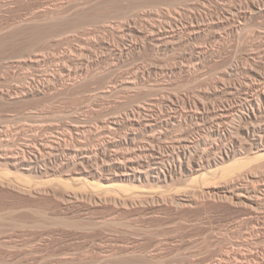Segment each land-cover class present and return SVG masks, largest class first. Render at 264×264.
I'll use <instances>...</instances> for the list:
<instances>
[{
  "label": "rangeland",
  "instance_id": "rangeland-1",
  "mask_svg": "<svg viewBox=\"0 0 264 264\" xmlns=\"http://www.w3.org/2000/svg\"><path fill=\"white\" fill-rule=\"evenodd\" d=\"M2 1L3 2L8 1V4L7 2H5V5H7L10 9L8 7L6 8L4 7L5 9L3 8L4 9L3 10L1 9L3 5L2 7L0 5V28H1L0 37L7 36L5 34L10 33L9 29L12 27V25L24 22L25 19L26 21H28L29 19H32L33 17L42 16L46 14L47 12L55 13L59 10L67 11L70 17L78 9L82 10L83 8H85L87 10L88 9L91 10L92 8V10L94 11L97 10L95 11V14H94V11L92 10L90 11V12H93V13H90V15L92 16L97 15V16L90 17L88 22L85 24L87 27L85 25H82L83 27L79 26L78 28L69 30V32L66 33L65 35L64 34L61 35L60 33H58V35L57 34L52 35V36L50 35V37H46L47 36L46 35L45 36L46 38H45L43 34L42 35L38 34L36 35V38L33 39L35 37L34 34L33 36L32 34L31 35L28 34L29 37H32V39H30L28 35H24V38L23 37H21V39H19L20 37L15 38L16 40H14V43L11 41H6V43L4 42L6 45H4V43L2 44L0 43V46H1L0 49L1 48L3 49V50H0V89H1L0 95L3 97V99H1L2 97H0V133H1L0 138H3V140L5 139L9 140L11 138L9 141L11 142V144L14 142L15 144H12V145L16 147L15 149L13 148L14 150H12V147H13L12 146L11 147L12 151L10 149L9 151L14 152L17 150L16 152H20L22 148H25L27 145L29 147L31 146L34 147L36 145L35 142H33L35 141V139L36 140L39 139L38 141L40 143L43 142L42 144H45L44 141L48 140L50 136H51L50 137L51 139L52 137L54 138L59 137V135H61L64 131L66 132L67 129L69 130L72 124L74 123L77 124L76 122H80L78 123V125L83 127L84 132H86L84 134V137L82 136L80 138V141L82 142V140H85L83 142H85L87 148L89 147L91 148V151H92L91 155L93 156V161L96 158L95 162L91 163V164H95L94 166L91 165V169L95 168L94 170H96V172L98 170V172L103 174V176L99 173L98 175L99 177L98 176L94 178L91 177V182L95 181L94 183L96 184L100 182H105V178L109 176L107 181L109 182L111 181L110 183H113V184L114 183L118 184L116 186L120 188L118 189V187H115V190H114V192L116 193L119 192L118 196L120 195V197H117V199L119 198L120 200L118 199L116 203H114V200H109L108 198H107L108 203H105V200L100 201L101 199H106V196L105 198H104V195H103V198L100 197L101 195L97 194V191L95 190L96 191L95 192L94 189L92 188L91 189L94 192L92 190H91L92 192L89 190V193L91 194H88V195H90L89 198L94 202H92L91 200L88 201L89 198H86L87 195H82V194H81V197H80V194L77 197H75L73 202L72 200L71 202L70 201L67 202L66 200L62 199V197L59 196L61 194L59 192L62 189L60 187V190H58L59 185L57 182L60 180V178L68 179V176L63 175L64 173L59 176V173L62 171L61 170L62 167L61 168L59 167L63 165L61 162L64 163V160H65V163H67V161H69V157L67 156L61 155L62 156L61 157L60 155H58L57 156L58 158L51 157L52 159L51 161H49V163L48 162L46 164L40 163V166L43 169H46L44 170L45 172H47L48 170L50 174H53V173L56 174L55 175L56 177L54 176V174L53 176L49 175V173H44V176L31 173L29 174L30 176L28 175L25 177L26 180L27 179L29 181L31 180L30 182H28L30 183L28 188L27 186L25 187L24 185L21 184L23 181H21L20 179L22 177V179L24 180L23 178L24 175H27L28 173L22 171L24 174L23 175L21 173V170H17V169L14 170V168L9 167L4 162V160L1 159L0 160L1 163L6 164V165L5 164L2 165L0 163L1 173L3 172L4 169L6 170L8 169V171L3 172L5 174L2 173L0 176H3V175L5 176L6 174L8 175V172L10 170L13 174L9 173L10 174L9 177L6 175V178L8 177L7 178L8 180L4 176L3 177L7 181H9V183L15 182V186L14 184L8 185V183H5L7 181H5L4 178L2 179L0 177V179L4 180L2 181L4 183H2L0 180V264H60V263L63 264L64 261H65V264H264V199H263L264 192L261 191L260 193L261 198L257 202L250 201L246 197H243L242 200H239V202L237 200L238 203L233 202L231 200L232 198L231 196L233 195V192L231 191V188H229L226 185V182H225L226 177L225 179L224 177H222L223 178L222 180L221 176H224V175H222L221 173L223 172L222 170L223 167L226 166V164H231L233 160H231V162L229 161V163L227 162L224 165L220 163L216 167L206 168V169L204 168L205 170L202 169L203 171L201 170L199 173H197L194 176H188L187 174L180 172L181 171L180 162L186 163L185 160L189 161L190 159L194 157L198 161L203 160L202 162H204L206 161L207 155L209 156L211 155L212 158L216 157L217 155V158H219V156L223 157L227 153L230 152V153H239L243 155V157H245V156H248V154L252 152V143L254 139L257 138V134H254V135L251 134V136L250 135L247 136L246 130H244V128H247L248 125L250 126L252 122L251 120H249L243 123L242 121H239V120H241L242 117H247L248 114H250L251 112V105H250L251 103H249L250 101H247L249 99L248 95L251 94L250 96L252 97L256 96V99H258L257 95H259V93H264V66H263L264 65V49H263L264 48V0H179V1L172 0L173 3L171 0H159V1L154 0V3L152 2L153 0H150V1L144 0L145 3L143 2V0H129V2L128 0H99V1L98 0L97 1L96 0H82V1L74 0L73 2L72 0H69V1L68 0L67 1L66 0H25V1L24 0H17V1L16 0H0V4L2 3ZM86 1L88 2L86 3ZM146 2H148V4ZM143 3L144 5L145 4L147 5H145L144 7ZM150 3L152 5H150ZM155 3L157 5H155ZM63 4H65L66 6ZM10 6L12 7V9L13 8L14 9L12 10ZM94 6L98 8L93 9ZM45 7L47 8V10ZM29 8L32 10H30ZM109 8L113 9L112 10L113 13L111 12ZM4 11H8V13ZM107 11L109 12L106 13ZM102 13L104 16L108 15L107 18H105L102 15ZM100 17L103 20L100 19ZM190 17H192V19ZM70 18H67V20ZM99 20L101 22H99ZM128 20L129 21L131 20V21L129 22ZM161 20H164V21H161ZM122 21H124V23ZM165 22L167 23L170 22L169 23L170 25ZM6 24H8V26H6ZM109 25L110 26L112 25V26L110 27ZM139 25L141 26V29H143L142 31ZM154 25L156 26L154 27ZM130 26L131 27L137 26V29H139L141 33H139L138 35H135L134 33L129 32L131 36L128 35ZM3 28L6 30H4ZM106 29L109 31H107ZM121 29H123V31ZM147 29H149L150 31ZM188 29L189 31H187ZM155 31L156 33H159L160 31H161L160 33L164 32L163 34H166L165 36H168V35L169 36L178 35V36L176 40L170 44L165 43L164 45L163 42L165 41L163 40H160V41L158 40V42L156 41L154 42V44L151 43V45L150 43L146 44L147 42L146 39L149 38L150 36L152 37ZM251 33L253 34L251 35ZM118 35H120L124 39L122 40L120 36H119L120 38L117 37ZM147 35H149V37ZM125 37H126V40H125ZM42 38L45 39V41ZM21 40L23 41L25 40V41L22 42ZM29 40L31 41L32 47L28 46L30 45ZM34 40L35 42H33ZM38 40L40 41L38 42ZM19 41L21 42V44ZM49 41L51 42V44L52 43L54 44H52L51 46ZM93 41L95 43H93ZM40 42L43 46L40 44ZM62 42H63V46H62ZM96 42H99V43H96ZM216 42L219 44H217ZM110 43L115 45V47L111 45ZM132 43L136 44L138 46V49H136L135 51L126 50L125 48L129 45H133ZM22 44L25 45V47ZM56 44H59L58 45L59 47ZM97 44L99 45L97 46ZM160 44L162 45L160 46ZM11 45H13V47ZM16 46H18L19 48ZM26 47L28 50L26 49ZM79 47L80 48L82 47V48L80 49ZM89 47H90V50H89ZM33 48H35V50ZM22 49H24V51ZM152 50L154 53L152 52ZM199 51L201 54L198 53ZM255 51L256 52L258 51V52L255 53ZM38 52H39V55H36L38 54ZM70 52H72L73 54L75 53L76 56ZM135 52H139V53H135ZM29 53L32 55H29ZM71 54L73 55L72 57H74L75 59L79 58V60L77 59V61L74 62V65H73V62L71 61L69 62L68 59L67 60L62 59L63 57H70ZM122 54L123 56H121ZM168 54H169V58L166 59V57H168L167 56ZM258 56L260 57L258 58ZM251 57L254 58L255 60L254 59L252 60ZM24 58H26L27 60H25ZM39 58L42 59V62L40 63V65H34L30 62V61H34L35 59H39ZM44 58H47V59H44ZM229 58L232 60H230ZM22 60L23 61L25 60V61L23 62ZM114 60L116 61L114 62ZM122 61H125L124 62L125 64ZM232 61L234 62V64ZM245 61H247V63ZM109 62L111 64H109ZM111 65L113 66L117 65V66L113 67ZM63 67H65L66 70L68 69V72H66L65 79L63 82H60V83L57 82L52 85V87L58 88L57 90L46 93V96L44 94V95H40L41 97L38 96L37 98L34 97L33 99L31 97V98H27V100L24 99V102H22L23 100H21L20 102H17L18 99L20 100V97L22 96L24 90H27V89L30 90V89H33L34 87L37 88L38 85H42L43 82L44 84L48 83L53 77L55 76L58 77L59 75L58 73H60ZM195 68L196 70H194ZM76 69L77 70L80 69V71L82 70L85 74L88 73V79L92 76L89 79L90 81L87 80L85 84H83L82 88H80V90L77 92L83 96H81L80 94H78L79 97L77 95L73 96L71 94H68V96L66 97L63 94L62 95L60 94L61 96L59 94L57 95V93L55 92L58 91L62 87L63 84H66V83L68 84V82L69 83L73 82L74 78L76 77L75 76ZM69 70L71 71L72 76L68 75L70 72ZM108 71H109V75H107ZM113 71L116 72L115 75ZM220 71H221V75H220ZM226 71L228 72L225 73ZM45 73L47 75H45ZM142 74L144 76H142ZM48 75H49V78L46 77ZM244 75L245 76L248 75V76L245 77ZM27 77L28 79H26ZM218 78H220L222 81ZM57 85H59L60 87ZM29 86L31 88H29ZM158 87L160 88V90ZM148 88H151V89H148ZM156 88L158 89L157 92H156L157 90ZM165 88L167 89V92ZM82 89L84 90L82 91ZM107 90L109 91L107 92ZM1 93L2 94L4 93V94L2 95ZM99 95L101 96L99 97ZM16 96H18L19 98ZM6 97H8L9 99L14 98V100L13 99L9 100L8 98L6 99ZM61 97H64V99ZM68 97L70 98L68 99ZM15 99L17 100L14 103L13 101H15ZM51 99L53 100V102L54 101L55 102L53 103ZM2 100H4L5 102L3 101L4 102L3 103ZM7 100L8 102L9 101L10 102L8 103ZM11 101L13 103H11ZM77 102L79 104H77ZM158 102L160 106L158 105ZM195 102L197 103V105H195L196 104ZM262 102L259 101V104L261 103L264 105V101ZM69 103H70V106L68 105ZM154 103L155 105H153ZM156 103H157V106H156ZM255 103L258 104V102H255ZM48 104H49V107H48ZM102 107L104 110L102 109ZM160 107L162 108V110ZM70 108H72L73 110ZM221 108L223 110H221ZM154 109L156 111H154ZM197 110L199 111V113ZM228 110H230L231 112ZM32 111L33 113H31ZM62 112L63 114H65V116L62 114ZM138 112L139 114L141 113V116L138 115ZM153 112H154V115L152 114ZM161 112L165 113L166 115ZM207 112H209L210 114L209 113L207 114ZM223 112L225 115L224 119H223V116H221ZM228 112L231 113L233 119L231 118V115L229 117L230 119L227 117L229 116ZM58 113L59 115L62 114L64 118H62L61 115L59 116ZM73 113H75V116ZM178 113H180L181 115ZM226 113H227V116H226ZM159 114H161V116H159ZM244 114L245 116H243ZM56 115L58 119L56 118ZM125 115L129 117L127 118ZM217 116L218 117L221 116L222 118H218ZM130 117L132 120L130 119ZM135 117H137V119ZM142 117L143 118L145 117L144 120ZM46 118L48 121H46ZM140 118H142V120ZM152 118L156 120V122L153 121L152 123L153 125L154 124L156 125V123L159 124V125L157 124L156 126H154V128L152 129L150 127L146 129V128L132 125L133 121L140 120V121L146 122L148 119L152 120ZM213 118L217 120H214ZM260 119L264 120V115L260 116ZM70 120L72 123L70 122ZM224 120L227 122L225 123ZM86 121H90L91 123L86 122ZM158 121L160 122L162 121V122L160 123ZM208 121L211 123H209ZM220 121L223 122L224 124L220 123ZM259 121L254 122L256 123L255 126L264 127L263 126L264 124L260 126L262 122L261 124H259ZM52 122H54L55 125ZM66 122L68 125L66 124ZM196 122H198V124ZM233 122H236L237 124L234 123L233 125ZM247 122H250V124ZM187 123L188 124L190 123V124L188 125ZM238 127H241V130ZM188 128L191 129V131ZM217 128L219 130L221 129L220 130L221 132L219 135H215V131L218 130ZM131 130L134 132H132ZM159 130L162 132H160ZM163 131L164 132L166 131L165 134ZM153 133L154 134L158 133V134L154 135ZM239 134L240 136H238ZM156 135L157 137H160V138L155 137ZM254 136L256 137L254 138ZM32 137L34 140L32 139ZM120 137L122 138L120 139ZM190 137L194 139V141ZM251 137H253V139ZM183 138L185 141L182 142ZM186 138L188 139L186 140ZM214 138L217 140H215ZM178 140H180L182 144ZM203 140L205 143L203 142ZM178 142L180 144H178ZM213 142H216V144ZM40 143H38L37 146H39ZM68 144H71V142ZM151 144L152 145L154 144L155 147L154 145L152 146ZM199 144L202 147L201 146L198 147ZM136 146H138L139 148ZM189 146H192V147H189ZM219 147L221 148L219 149ZM2 148L0 149L4 151L5 148L4 150ZM188 148L190 150H188ZM103 149L106 152L104 155L101 154L100 152ZM186 149L188 150L187 152H185ZM123 150H125V152ZM155 150L156 151L158 150L157 151L158 153ZM216 151H218V153ZM261 153L264 154V151ZM153 156H156V157L160 156L161 158H163V160H165L163 161V163L164 162L165 163L162 165V169L164 170V172H166V174L173 173L172 174L173 178L170 179L171 181L169 180L167 183L148 184L147 182L138 183L137 181L129 180L127 178L115 177V175L119 173V170H118L119 168L117 166L118 160H119L118 161L119 163H121V161L125 163L130 160L133 162V164L135 163L134 165L136 168L144 167V165L145 167H147L149 164L150 166L152 165V167L153 166L155 167L156 161H154ZM251 158H254V159H251ZM263 158L264 157H261V158L257 157L255 154H252V153L251 155L248 156L247 162H250V163L246 164L248 166L244 168L245 170L244 171L245 173L243 172L244 175L239 176L235 174V176L237 177H233L235 178L234 187L236 189L238 188L239 190H243L242 191L243 193L254 187L256 189H260L263 186L264 184V181H263L264 180V159ZM255 159L256 161H253ZM106 160L108 161L106 162ZM57 163L59 164V166H57ZM104 163H106L109 167ZM5 166H8V167L6 168ZM176 166H177V169H176ZM11 168L13 171L11 170ZM56 169H58L59 171ZM114 171L115 172L118 171V173L116 172L115 174ZM15 172L16 174L19 172V176L15 175ZM20 174L22 175L21 177H20ZM11 175L13 176V178H11L12 177ZM105 175L107 177H105ZM198 176H199V179H197ZM203 176L210 177L209 179L206 178V180L207 179L208 180L205 182L209 181L212 183V185L214 182L215 187L216 185H219L217 186L218 188L213 187L212 189H209V190H207V188H204L207 183L204 184V181H203V184H202V181L199 182V180ZM101 177H103V179ZM16 178H18L17 180L18 182L20 180L19 182L20 184L17 181H15ZM43 179L46 181H44ZM194 179L198 180L197 183L196 182L194 183L195 181ZM203 180H205V178ZM41 182L43 184H41ZM31 183L32 184L35 183V184L31 185ZM53 183H55V185L57 184L58 187L50 188ZM3 184H7V185L4 186ZM18 184L20 187L23 186L24 190L20 188ZM196 184H198L199 186L197 187ZM12 185L15 187L13 189L15 190L17 189L16 191L11 189ZM38 185H40V187ZM41 185H43L42 188H44V185L47 186L45 187V189H39L40 191L42 190L41 191L42 194L40 193V191L37 193L38 189L33 190L35 189V187L41 188ZM55 185L53 184V186ZM208 185L209 184H207L206 186ZM73 186H74V189L75 187L76 189L78 187L80 189L82 184H79V182H76L73 184ZM121 187L122 189L123 188L128 189V192L127 190L126 192L124 190L125 193L122 194L123 190L121 189ZM53 188L54 190L55 189L58 190V191L55 190L56 194L53 193ZM137 188L139 189V192H137L138 191ZM27 189L28 191H31L30 189L33 190L31 191V195L26 194ZM197 189L199 193L196 191ZM43 190H46L47 193L46 191L44 193ZM120 190L122 191L120 192ZM144 190H146L147 192ZM201 190H202V193H201ZM21 191L25 192V194L23 192L21 193ZM77 191L80 192V190L78 189ZM114 192H112L113 195L116 194ZM57 193L59 195H57ZM93 193H96L97 195H99L101 199L98 200V197L95 194L93 197L92 196ZM44 194H47V195H44ZM32 195H35V196H32ZM148 195H150L151 197ZM135 196L136 198H138L137 196L141 197L139 198L140 201L138 200L139 202L137 201V199H135ZM142 196H146V197L148 196L149 198H145L146 199L145 200L144 197L142 198ZM60 198L62 199V202ZM83 198H86L87 201L86 199H83ZM125 198L127 200H125ZM131 198H133V200ZM184 198L189 199V200L187 201ZM229 198H230V201H229ZM130 199L132 200L131 202H130ZM121 200L123 201L125 200L128 203H126L125 201L123 202ZM172 200L174 201L172 202ZM64 201L65 203L67 202L65 205H64ZM109 201L113 202L114 204L111 202L110 204ZM147 201L148 202L150 201V202L147 203ZM186 201L187 203H191L189 204L190 206L181 205L182 202H186ZM176 202L179 204L176 205L177 204ZM240 202L241 203L243 202V203L240 204ZM121 203H122V206H120ZM123 203L125 204L123 205ZM131 203H132V206H130ZM136 203L138 204L136 205ZM127 204L129 205V208ZM139 204H141L142 206ZM115 205L118 207H116ZM252 206L253 208H251ZM39 213H42V214H39ZM145 258H147V260H145ZM148 258L152 260H149ZM148 260L150 262H148Z\"/></svg>",
  "mask_w": 264,
  "mask_h": 264
},
{
  "label": "bare ground",
  "instance_id": "bare-ground-1",
  "mask_svg": "<svg viewBox=\"0 0 264 264\" xmlns=\"http://www.w3.org/2000/svg\"><path fill=\"white\" fill-rule=\"evenodd\" d=\"M17 1V0H16ZM25 1V0H24ZM67 1V0H66ZM69 1V0H68ZM74 0H72V2H73ZM77 1V0H76ZM82 1V0H81ZM97 1V0H96ZM95 1V2H96ZM99 1V0H98ZM150 1V0H149ZM159 1V0H158ZM172 1V0H171ZM179 1V0H178ZM5 2H7V4H8V1H5ZM5 2H3L2 1V3L0 4L1 5V7H2V5H3V7L1 8V9H3L4 7L6 8V7H8L7 5H5ZM27 2V1H26ZM32 2V1H31ZM35 2V1H34ZM84 2V1H83ZM88 1H86V3H87ZM123 2V1H122ZM128 2H129V0H128ZM136 2V1H135ZM140 2V1H139ZM143 2H144V0H143ZM153 3H154V0L152 1ZM157 2V1H156ZM161 2V1H160ZM170 2V1H169ZM77 3V2H76ZM90 3V2H89ZM92 3V2H91ZM97 3V2H96ZM142 3V2H141ZM140 3V4H141ZM145 3V2H144ZM144 3H143V5H144ZM147 4H148V2H146ZM158 3V2H157ZM172 3H173V1H172ZM175 3V2H174ZM11 4H13V3H11ZM16 4V3H15ZM17 4H18V2H17ZM16 4V5H17ZM121 4V3H120ZM138 4V3H137ZM147 4H145V5H147ZM10 5V4H9ZM45 5V4H44ZM62 5V4H61ZM63 5H65V4H63ZM70 5V4H69ZM85 5V4H84ZM90 5V4H89ZM139 5V4H138ZM145 5H144V7H145ZM150 5H152L151 3H150ZM155 5H157L156 3H155ZM257 5V4H256ZM12 6V5H11ZM10 6V7H11ZM19 6V5H18ZM34 6V5H33ZM40 6H42V5H40ZM59 6V5H58ZM66 6V5H65ZM88 6V5H87ZM97 6V5H96ZM96 6H94L93 7V9L94 8H98V7H96ZM111 6H112V4H111ZM110 6V7H111ZM142 6V5H141ZM204 6V5H203ZM232 6V5H231ZM259 6H260V4H259ZM258 6V7H259ZM143 7V8H144ZM229 7V6H228ZM4 8V9H5ZM9 8V7H8ZM7 8V9H8ZM43 8V7H42ZM46 8V7H45ZM106 8H107V6H106ZM105 8V9H106ZM237 8V7H236ZM252 8V7H251ZM3 9V10H4ZM10 9V8H9ZM11 9H12V7H11ZM14 9V8H13ZM12 9V10H13ZM17 9V8H16ZM27 9V8H26ZM30 9V8H29ZM28 9V10H29ZM34 9V8H33ZM58 9V8H57ZM110 9V8H109ZM128 9V8H127ZM231 9V8H230ZM240 9V8H239ZM11 10V11H12ZM30 10H32V9H30ZM46 10H47V8H46ZM91 10H92V8H91ZM90 9H85V8H83L82 10H76L75 11V13L74 14H72L70 17H69V13L67 12V11H62V10H59V11H57V12H52V13H48L47 11V13L46 14H44V15H42V16H38V17H31L32 19H29L28 21H26V19H25V21L24 22H21V23H18V24H15L16 23V21H15V25H12V27L9 29V31H10V33H7V34H5V35H7V36H4V37H0V43L2 44V43H6V41H11V42H13L14 43V40H16L15 38H18V37H20L19 39H21V37H23L24 38V35H28V34H32V36H33V34H34V38L33 39H35L36 38V35H38V34H43L44 35V37L46 36V37H50V35L52 36V35H58V33H60L61 35H65L66 33H68L69 32V30H72V29H75V28H78L79 26H82V25H85L87 22H88V20L90 19V17L92 16V15H90V13H93V12H90L91 11ZM102 10H104V9H102ZM102 10H101V12H102ZM107 10V9H106ZM111 10V12L113 13V9H110ZM235 10V9H234ZM50 11H51V9H50ZM92 11H94V10H92ZM95 11H97V10H95ZM95 11H94V14H95ZM233 11V10H232ZM2 12V11H1ZM4 12H7L8 13V11H4ZM13 12V11H12ZM100 12V13H101ZM109 11H107L106 13H108ZM236 12V11H235ZM262 12V11H261ZM35 13V12H34ZM99 13V12H98ZM260 13V12H259ZM32 14V13H31ZM31 14H29V15H31ZM37 14V13H36ZM168 14V13H167ZM171 14V13H170ZM239 14V13H238ZM243 14V13H242ZM261 14V13H260ZM100 15V14H99ZM99 15H98V17H99ZM102 15H103V13H102ZM128 15V14H127ZM130 15V14H129ZM201 15V14H200ZM236 15H237V13H236ZM245 15H246V13H245ZM249 15H251V14H249ZM95 16H97V15H95ZM94 15L92 16V17H95ZM104 16V15H103ZM102 16V17H103ZM107 16L108 15H105L104 17L105 18H107ZM142 16V15H141ZM171 16V15H170ZM242 16V15H241ZM244 16V15H243ZM255 16V15H254ZM261 16V15H260ZM174 17V16H173ZM27 18V17H26ZM67 18H70V19H68L67 20ZM105 18H104V20H105ZM130 18H132V17H130ZM140 18V17H139ZM148 18V17H147ZM168 18V17H167ZM166 18V19H167ZM176 18V17H175ZM191 19H192V17H190ZM95 19H97V18H95ZM99 19V18H98ZM100 19H102L101 17H100ZM126 19H127V17H126ZM132 19H134V18H132ZM145 19V18H144ZM143 19V20H144ZM165 19V18H164ZM251 19V18H250ZM94 20V19H93ZM92 20V21H93ZM103 20V19H102ZM134 20H136V19H134ZM138 20V19H137ZM174 20V19H173ZM17 21H19V20H17ZM125 21V20H124ZM124 21H122L123 23H124ZM129 21V20H128ZM131 21V20H130ZM129 21V22H130ZM133 21V20H132ZM161 21H164V20H161ZM220 21V20H219ZM90 22V21H89ZM99 22H101L100 20H99ZM136 22V21H135ZM138 22V21H137ZM143 22V21H142ZM146 22V21H145ZM144 22V23H145ZM172 22V21H171ZM227 22V21H226ZM126 23V22H125ZM165 23H167V22H165ZM170 23V22H169ZM169 23H167V24H169ZM196 23V22H195ZM200 23V22H199ZM222 23V22H221ZM91 24V23H90ZM137 24V23H136ZM135 24V25H136ZM146 24V23H145ZM157 24V23H156ZM162 24V23H161ZM218 24V23H217ZM105 25V24H104ZM107 25V24H106ZM142 25V24H141ZM170 25V24H169ZM198 25V24H197ZM204 25V24H203ZM206 25V24H205ZM213 25V24H212ZM223 25V24H222ZM231 25V24H230ZM6 26H8V24H6ZM86 26V25H85ZM110 26V25H109ZM112 26V25H111ZM110 26V27H111ZM140 26V25H139ZM144 26V25H143ZM146 26V25H145ZM156 25H154V27H155ZM166 26V25H165ZM83 27V26H82ZM87 27V26H86ZM122 27V26H121ZM153 27V26H152ZM151 27V28H152ZM153 27V28H154ZM170 27V26H169ZM186 27V26H185ZM190 27V26H189ZM192 27V26H191ZM194 27H196V26H194ZM225 27V26H224ZM7 28V27H6ZM106 28V27H105ZM114 28V27H113ZM178 28V27H177ZM182 28H184V27H182ZM213 28V27H212ZM4 29V28H3ZM81 29V28H80ZM108 29V28H107ZM106 29V30H107ZM116 29V28H115ZM140 29H141V26H140ZM201 29V28H200ZM4 30H6V29H4ZM122 31H123V29H121ZM143 29H141V31H142ZM147 30H149V29H147ZM8 31V30H7ZM74 31V30H73ZM72 31V32H73ZM78 31V30H77ZM86 31H87V29H86ZM91 31V30H90ZM107 31H109V30H107ZM150 31V30H149ZM168 31V30H167ZM173 31V30H172ZM187 31H189V29L187 30ZM0 32H1V28H0ZM3 32V31H2ZM6 32V31H5ZM71 32V33H72ZM89 32V31H88ZM87 32V33H88ZM113 32V31H112ZM129 32H131V33H134L135 35H138L139 33H141L140 32V30L139 29H137V26H133V27H131L130 26V28H129V31H128V33ZM152 32V31H151ZM150 32V33H151ZM161 32V31H160ZM156 33V31H155V33L152 35V37L150 38L149 37V35H147L149 38H147L146 40H147V42H146V44L147 43H150V45H151V43L152 44H154V42H158V40L160 41V40H163V41H165V42H163V44L165 45V43H167V44H170V43H172V42H174L175 40H176V38H177V36L178 35H172V36H169L168 34V36H165L166 34H163V33ZM175 32V31H174ZM196 32V31H195ZM199 32V31H198ZM206 32V31H205ZM76 33V32H75ZM82 33V32H81ZM145 33V32H144ZM148 33V32H147ZM201 33V32H200ZM209 33V32H208ZM211 33V32H210ZM78 34V33H77ZM84 34V33H83ZM89 34V33H88ZM115 34V33H114ZM123 34H125V33H123ZM146 34V33H145ZM173 34V33H172ZM175 34V33H174ZM198 34V33H197ZM218 34V33H217ZM253 33H251V35H252ZM4 35V34H3ZM49 35V36H48ZM68 35V34H67ZM72 35V34H71ZM74 35V34H73ZM96 35V34H95ZM113 35V34H112ZM128 35H130L131 36V34L129 33ZM171 35V34H170ZM208 35V34H207ZM214 35V34H213ZM221 35V34H220ZM1 36V35H0ZM84 36V35H83ZM90 36V35H89ZM120 35H118L117 37H119ZM145 36V35H144ZM222 36V35H221ZM259 36V35H258ZM261 36V35H260ZM28 37H29V35H28ZM40 37V36H39ZM43 37V38H44ZM45 37V38H46ZM56 37V36H55ZM58 37H60V36H58ZM57 37V38H58ZM64 37V36H63ZM88 37V36H87ZM121 37V36H120ZM119 37V38H120ZM146 37V36H145ZM192 37V36H191ZM201 37V36H200ZM216 37V36H215ZM26 38V37H25ZM30 39H32V37H29ZM42 38V39H43ZM66 38H67V36H66ZM79 38V37H78ZM81 38V37H80ZM85 38V37H84ZM122 38V37H121ZM135 38V37H134ZM138 38H140V37H138ZM144 38V37H143ZM208 38V37H207ZM263 38V37H262ZM92 39V38H91ZM95 39V38H94ZM99 39V38H98ZM97 39V40H98ZM124 38H122V40H123ZM142 39V38H141ZM186 39V38H185ZM251 39V38H250ZM44 41H45V39H43ZM83 40V39H82ZM90 40V39H89ZM96 40V41H97ZM100 40V39H99ZM118 40V39H117ZM125 40H126V37H125ZM134 40V39H133ZM137 40V39H136ZM145 40V39H144ZM197 40V39H196ZM219 40H220V38H219ZM219 40H217V41H219ZM254 40V39H253ZM256 40V39H255ZM22 42H24L23 40H21ZM37 41V40H36ZM40 40H38V42H39ZM95 41V40H94ZM93 41V43H95ZM103 41V40H102ZM128 41H129V39H128ZM130 41H131V39H130ZM138 41V40H137ZM178 41V40H177ZM16 42V41H15ZM20 42V41H19ZM33 42H35V40L33 41ZM43 42V41H42ZM50 42V41H49ZM56 42V41H55ZM65 42V41H64ZM119 42V41H118ZM135 42V41H134ZM141 42V41H140ZM187 42V41H186ZM4 43V45H6ZM12 43V44H13ZM29 43H30V45H28L29 47H32L31 46V41L29 40ZM37 43V42H36ZM59 43V42H58ZM73 43V42H72ZM84 43V42H83ZM89 43V42H88ZM96 43H99V42H96ZM107 43V42H106ZM116 43H117V41H116ZM120 43V42H119ZM123 43V42H122ZM136 43V42H135ZM139 43V42H138ZM161 43V42H160ZM217 43V42H216ZM20 44H21V42H20ZM39 44V43H38ZM40 44H41V42H40ZM50 44H51V42H50ZM52 44H54V43H52ZM52 44H51V46H52ZM67 44V43H66ZM80 44V43H79ZM111 44V43H110ZM133 44V43H132ZM217 44H219V43H217ZM3 45V46H4ZM23 45V44H22ZM27 45V44H26ZM34 45V44H33ZM42 45V44H41ZM45 45V44H44ZM57 46L59 45V44H56ZM61 45V44H60ZM65 45V44H64ZM76 45H77V43H76ZM93 45V44H92ZM96 45V44H95ZM99 44H97V46H98ZM111 45H113V44H111ZM156 45V44H155ZM159 45V44H158ZM162 44H160V46H161ZM12 47H13V45H11ZM24 47H25V45H23ZM27 46V47H28ZM35 46V45H34ZM37 46V45H36ZM43 46V45H42ZM54 46V45H53ZM62 46H63V42H62ZM114 47H115V45H113ZM121 46V45H120ZM119 46V47H120ZM125 46V45H124ZM144 46H146V45H144ZM149 46V45H148ZM166 46H168V45H166ZM175 46V45H174ZM190 46V45H189ZM1 47V46H0ZM6 47V46H5ZM7 47H9V46H7ZM16 47H18V46H16ZM27 47H26V49H27ZM59 47V46H58ZM64 47H66V46H64ZM76 47H78V46H76ZM84 47H86V46H84ZM153 47H154V45H153ZM157 47V46H156ZM159 47V46H158ZM195 47V46H194ZM217 47V46H216ZM219 47V46H218ZM19 48V47H18ZM22 48V47H21ZM40 48V47H39ZM67 48H68V46H67ZM80 48V47H79ZM82 48V47H81ZM80 48V49H81ZM141 48V47H140ZM172 48V47H171ZM177 48V47H176ZM261 48V47H260ZM31 49V48H30ZM34 50H35V48H33ZM32 49V50H33ZM37 49V48H36ZM72 49V48H71ZM70 49V50H71ZM86 49V48H85ZM112 49V48H111ZM126 50H128V51H135L136 49H138V46L136 45V44H133V45H129V46H127L126 48H125ZM145 49V48H144ZM148 49V48H147ZM159 49V48H158ZM162 49V48H161ZM195 49V48H194ZM223 49H224V47H223ZM264 49V48H263ZM0 50H3L2 48L0 49ZM23 51H24V49H22ZM28 50V49H27ZM31 50V51H32ZM89 50H90V47H89ZM93 50V49H92ZM114 50H116V49H114ZM123 50V49H122ZM160 50V49H159ZM177 50V49H176ZM175 50V51H176ZM259 50V49H258ZM262 50V49H261ZM260 50V51H261ZM22 51V52H23ZM26 51V50H25ZM66 51V50H65ZM76 51V50H75ZM82 51V50H81ZM84 51V50H83ZM86 51V50H85ZM220 51H221V49H220ZM219 51V52H220ZM40 52V51H39ZM39 52H38V54H36V55H39ZM79 52V51H78ZM77 52V53H78ZM123 52V51H122ZM122 52H120V53H122ZM125 52V51H124ZM140 52V51H139ZM139 52H135V53H139ZM152 52H153V50H152ZM168 52V51H167ZM206 52H208V51H206ZM258 52V51H257ZM256 51H255V53H257ZM37 53V52H36ZM63 53V52H62ZM70 53H72V52H70ZM131 53V52H130ZM154 53V52H153ZM152 53V54H153ZM198 53H200V51L198 52ZM211 53V52H210ZM249 53H251V52H249ZM23 54V53H22ZM41 54V53H40ZM73 54V53H72ZM71 54V56L70 57H61L62 59H65V60H69V62L71 61V62H73V65H74V62L75 61H77V59L79 60V58H77V59H75L74 57H72L73 55H75V53L72 55ZM82 54H83V52H82ZM81 54V55H82ZM118 54V53H117ZM132 54V53H131ZM157 54H158V52H157ZM176 54V53H175ZM201 54V53H200ZM213 54V53H212ZM24 55H25V53H24ZM27 55H28V53H27ZM29 55H32V54H30L29 53ZM35 55V54H34ZM42 55V54H41ZM62 55V54H61ZM65 55V54H64ZM79 55V54H78ZM127 55V54H126ZM133 55V54H132ZM178 55V54H177ZM217 55V54H216ZM220 55V54H219ZM248 55V54H247ZM44 56V55H43ZM76 56V55H75ZM80 56V55H79ZM85 56V55H84ZM88 56V55H87ZM121 56H123V54L121 55ZM125 56V55H124ZM130 56V55H129ZM135 56V55H134ZM160 56V55H159ZM168 57H166V59L167 58H169V54L167 55ZM171 56V55H170ZM173 56V55H172ZM250 56V55H249ZM20 57V56H19ZM37 57V56H36ZM41 57V56H40ZM45 57V56H44ZM56 57V56H55ZM116 57V56H115ZM174 57V56H173ZM181 57V56H180ZM199 57V56H198ZM228 57V56H227ZM232 57V56H231ZM230 57V58H231ZM260 56H258V58H259ZM27 58V57H26ZM26 58H24L25 60H27ZM38 58V57H37ZM91 58V57H90ZM107 58V57H106ZM111 58V57H110ZM117 58V57H116ZM119 58V57H118ZM131 58V57H130ZM206 58V57H205ZM229 58V59H230ZM252 58V57H251ZM257 58V57H256ZM261 58H262V56H261ZM44 59H47V58H44ZM85 59H86V57H85ZM101 59V58H100ZM162 59V58H161ZM165 59V60H166ZM173 59V58H172ZM176 59H177V57H176ZM212 59H213V57H212ZM234 59V58H233ZM236 59V58H235ZM254 58H252V60H253ZM24 60V61H25ZM50 60H51V58H50ZM95 60V59H94ZM93 60V61H94ZM117 60H119V59H117ZM159 60H160V58H159ZM202 60V59H201ZM206 60V59H205ZM204 60V61H205ZM228 60V59H227ZM226 60V61H227ZM230 60H232V59H230ZM229 60V61H230ZM240 60V59H239ZM244 60V59H243ZM255 60V59H254ZM23 61V60H22ZM23 61V62H24ZM45 61V60H44ZM43 61V62H44ZM89 61V60H88ZM91 61V60H90ZM92 61V62H93ZM100 61V60H99ZM104 61V60H103ZM103 61H102V63H103ZM116 60H114V62H115ZM234 61V60H233ZM232 61V62H233ZM18 62H19V60H18ZM32 64H34V65H40V63L42 62V59L41 58H39V59H35L34 61H30ZM58 62H60V61H58ZM108 62V61H107ZM123 63L125 62V61H122ZM131 62V61H130ZM168 62V61H167ZM166 62V63H167ZM202 62V61H201ZM208 62V61H207ZM211 62V61H210ZM239 62V61H238ZM243 62V61H242ZM241 62V63H242ZM246 63H247V61H245ZM66 63H68V62H66ZM88 63V62H87ZM200 63V62H199ZM203 63V62H202ZM209 63V62H208ZM227 63V62H226ZM237 63V62H236ZM257 63H259V62H257ZM23 64V63H22ZM109 64H111L110 62H109ZM108 64V65H109ZM115 64V63H114ZM125 64V63H124ZM232 64V63H231ZM233 64H234V62H233ZM263 64V63H262ZM57 65H58V63H57ZM63 65V64H62ZM87 65V64H86ZM224 65H225V63H224ZM227 65V64H226ZM242 65V64H241ZM25 66V65H24ZM29 66V65H28ZM44 66V65H43ZM70 66V65H69ZM82 66V65H81ZM97 66V65H96ZM106 66V65H105ZM111 66H113V65H111ZM114 66H117V65H114ZM113 66V67H114ZM229 66H231V65H229ZM234 66V65H233ZM239 66V65H238ZM247 66H248V64H247ZM246 66V67H247ZM259 66V65H258ZM264 66V65H263ZM20 67V66H19ZM22 67V66H21ZM27 67V66H26ZM75 67V66H74ZM79 67V66H78ZM78 67H76V68H78ZM154 67V66H153ZM161 67H163V66H161ZM245 67V68H246ZM252 67V66H251ZM25 68V67H24ZM34 68V67H33ZM89 68V67H88ZM91 68V67H90ZM107 68H109V67H107ZM119 68V67H118ZM155 68V67H154ZM165 68V67H164ZM175 68H177V67H175ZM229 68V67H228ZM232 68V67H231ZM230 68V69H231ZM241 68V67H240ZM81 69V68H80ZM80 69L79 70H77L76 69V72H75V78H74V80H73V82H71V83H69L68 81V84L66 83V84H63L62 85V87L58 90V91H56L55 93H57V95L59 94H63L65 97L66 96H68V94H71V95H73V96H78L79 97V95L78 94H80V93H77L79 90H80V88H82V86H83V84H85V82L87 81V80H89L88 79V73L87 74H85L82 70L80 71ZM140 69V68H139ZM147 69V68H146ZM157 69V68H156ZM163 69V68H162ZM190 69H192V68H190ZM202 69V68H201ZM236 69V68H235ZM244 69V68H243ZM242 69V70H243ZM255 69V68H254ZM35 70V69H34ZM37 70V69H36ZM39 70V69H38ZM59 70V69H58ZM57 70V71H58ZM89 70V69H88ZM95 70V69H94ZM105 70V69H104ZM108 70V69H107ZM166 70V69H165ZM169 70H171V69H169ZM194 70H196V68L194 69ZM225 70H226V68H225ZM247 70V69H246ZM251 70V69H250ZM253 70V69H252ZM70 71V70H69ZM100 71V70H99ZM141 71H143V70H141ZM145 71V70H144ZM151 71V70H150ZM185 71V70H184ZM237 71V70H236ZM39 72V71H38ZM42 72V71H41ZM66 72H68V69L66 70V68L65 67H63L62 69H61V71H60V73H58L59 75H58V77H53L48 83H45L44 84V82H43V84L42 85H38V87L37 88H33V89H30V90H28L27 88V90H24L23 91V94H22V96L20 97V100L18 99V101L17 102H20L21 100H23L22 102H24V99H26L27 100V98H31L32 97V99L34 98V97H38V96H40V95H44L45 94V96H46V93H49L50 91H54V90H57L58 88H55V87H52V85L54 84V83H57V82H63L64 81V79H65V75H66ZM97 72V71H96ZM111 72H112V70H111ZM114 72V71H113ZM136 72V71H135ZM137 72H138V70H137ZM173 72V71H172ZM175 72V71H174ZM189 72H191V71H189ZM197 72V71H196ZM228 71H226L225 73H227ZM231 72V71H230ZM229 72V73H230ZM238 72V71H237ZM236 72V73H237ZM250 72V71H249ZM256 72V71H255ZM90 73V72H89ZM115 73L116 72H114V75H115ZM148 73V72H147ZM223 73V72H222ZM258 73V72H257ZM103 74V73H102ZM172 74V73H171ZM176 74V73H175ZM187 74V73H186ZM218 74V73H217ZM243 74V73H242ZM38 75V74H37ZM45 75H47L46 73H45ZM56 75V74H55ZM68 75H70V76H72V74H71V71L69 72V74ZM67 75V76H68ZM107 75H109V71H108V74ZM146 75V74H145ZM167 75H168V73H167ZM192 75V74H191ZM220 75H221V71H220ZM229 75V74H228ZM231 75V74H230ZM41 76V75H40ZM100 76V75H99ZM135 76V75H134ZM142 76H144L143 74H142ZM188 76V75H187ZM219 76V75H218ZM224 76V75H223ZM222 76V77H223ZM243 76V75H242ZM245 76V75H244ZM246 76H248V75H246ZM245 76V77H246ZM261 76V75H260ZM46 77H48L49 78V75L48 76H46ZM102 77V76H101ZM191 77V76H190ZM233 77V76H232ZM239 77V76H238ZM262 77V76H261ZM34 78V77H33ZM36 78V77H35ZM38 78H39V76H38ZM37 78V79H38ZM41 78V77H40ZM67 78V77H66ZM72 78V77H71ZM131 78H132V76H131ZM141 78V77H140ZM139 78V79H140ZM158 78V77H157ZM156 78V79H157ZM228 78V77H227ZM255 78H257V77H255ZM26 79H28V77L26 78ZM37 79H35V80H37ZM135 79V78H134ZM137 79V78H136ZM149 79H150V77H149ZM160 79V78H159ZM192 79H193V77H192ZM214 79V78H213ZM218 79H220V78H218ZM223 79V78H222ZM226 79V78H225ZM233 79V78H232ZM245 79V78H244ZM243 79V80H244ZM31 80H32V78H31ZM35 80H34V82H35ZM42 80V79H41ZM40 80V81H41ZM45 80V79H44ZM122 80V79H121ZM131 80V79H130ZM138 80V79H137ZM136 80V81H137ZM147 80V79H146ZM161 80V79H160ZM191 80V79H190ZM221 80V79H220ZM240 80V79H239ZM71 81V80H70ZM90 81V80H89ZM119 81H120V79H119ZM128 81V80H127ZM133 81V80H132ZM141 81V80H140ZM155 81V80H154ZM153 81V82H154ZM169 81V80H168ZM192 81V80H191ZM215 81V80H214ZM222 81V80H221ZM232 81V80H231ZM234 81V80H233ZM247 81V80H246ZM29 82V81H28ZM31 82V81H30ZM39 82V81H38ZM129 82H131V81H129ZM138 82V81H137ZM145 82V81H144ZM159 82V81H158ZM163 82H164V80H163ZM172 82V81H171ZM224 82V81H223ZM236 82V81H235ZM37 83V82H36ZM128 83V82H127ZM132 83H134V82H132ZM162 83V82H161ZM211 83V82H210ZM209 83V84H210ZM233 83V82H232ZM245 83V82H244ZM39 84V83H38ZM41 84V83H40ZM122 84V83H121ZM144 84V83H143ZM151 84V83H150ZM172 84V83H171ZM218 84V83H217ZM228 84V83H227ZM249 84V83H248ZM251 84V83H250ZM32 85H33V83H32ZM37 85V84H36ZM138 85V84H137ZM159 85V84H158ZM175 85V84H174ZM28 86V85H27ZM57 86H59V85H57ZM120 86V85H119ZM122 86V85H121ZM161 86V85H160ZM169 86V85H168ZM167 86V87H168ZM210 86V85H209ZM231 86V85H230ZM235 86V85H234ZM242 86V85H241ZM240 86V87H241ZM25 87V86H24ZM60 87V86H59ZM125 87V86H124ZM127 87V86H126ZM129 87V86H128ZM138 87V86H137ZM141 87V86H140ZM164 87V86H163ZM166 87V86H165ZM173 87V86H172ZM171 87V88H172ZM200 87V86H199ZM198 87V88H199ZM202 87V86H201ZM206 87V86H205ZM233 87V86H232ZM251 87V86H250ZM29 88H31L30 86H29ZM54 88V89H53ZM101 88H103V87H101ZM134 88V87H133ZM145 88H147V87H145ZM152 88V87H151ZM151 88H148V89H151ZM159 88V87H158ZM203 88H204V86H203ZM208 88V87H207ZM116 89V88H115ZM120 89V88H119ZM153 89V88H152ZM157 89V88H156ZM162 89V88H161ZM164 89V88H163ZM166 89V88H165ZM202 89V88H201ZM84 89H82V91H83ZM112 90V89H111ZM123 90V89H122ZM125 90V89H124ZM134 90V89H133ZM137 90V89H136ZM159 90H160V88H159ZM170 90V89H169ZM172 90V89H171ZM207 90V89H206ZM247 90V89H246ZM253 90V89H252ZM0 91H1V89H0ZM102 91V90H101ZM109 90H107V92H108ZM117 91V90H116ZM115 91V92H116ZM139 91H140V89H139ZM153 91H155V90H153ZM158 91V89L156 90V92ZM164 91V90H163ZM22 92V91H21ZM60 92V93H59ZM70 92H72V93H70ZM125 92V91H124ZM165 92V91H164ZM166 92H167V89H166ZM261 92V91H260ZM5 93V92H4ZM3 93V94H4ZM83 93V92H82ZM126 93V92H125ZM159 93V92H158ZM230 93V92H229ZM228 93V94H229ZM243 93H244V91H243ZM2 94V93H1ZM2 94V95H3ZM65 94H67V95H65ZM90 94V93H89ZM114 94V93H113ZM121 94V93H120ZM156 94V93H155ZM224 94V93H223ZM248 94H250V93H248ZM255 94V93H254ZM254 94H252V95H254ZM19 95H21V94H19ZM60 95V96H61ZM81 95V94H80ZM85 95H87V94H85ZM93 95V94H92ZM108 95V94H107ZM116 95V94H115ZM130 95V94H129ZM226 95V94H225ZM251 95V94H250ZM250 95H248V100L247 101H250L249 103H251L250 105H251V112H250V114H248V116L247 117H242V119L241 120H239V121H242L243 123L244 122H246V121H249V120H251V124L253 125H251L250 124V122H247V123H249L250 124V126H252V127H250L249 125L247 126V128H244V130H246V135L247 136H251V134H257V138H255L256 136H254V141H253V143H252V154H255L257 157H264V154H262L261 152H263L264 151V127H257V126H255L256 125V123H254V122H257V121H259V119H260V116H263L264 115V105L263 104H259V101L260 102H262V101H264V93H259V95H257L258 97V99H256V96L255 97H252V96H250ZM11 96V95H10ZM45 96H43V97H45ZM70 96V95H69ZM81 96H83V95H81ZM101 95H99V97H100ZM121 96V95H120ZM123 96H124V94H123ZM152 96H154V95H152ZM246 96H247V94H246ZM0 97H2L1 95H0ZM5 97V96H4ZM16 97H18V96H16ZM15 97V98H16ZM41 97V96H40ZM42 97V98H43ZM87 97V96H86ZM98 97V96H97ZM109 97V96H108ZM113 97H114V95H113ZM116 97V96H115ZM177 97V96H176ZM8 97H6V99H7ZM19 98V97H18ZM48 98V97H47ZM61 98H63L64 99V97H61ZM70 97H68V99H69ZM178 98V97H177ZM1 99H3V97L1 98ZM9 99V98H8ZM11 100L13 99L14 100V98H10ZM9 99V100H10ZM77 99V98H76ZM101 99V98H100ZM4 100H5V98H4ZM4 100H2V102L4 101ZM16 100L17 99H15V101H13L14 103L16 102ZM28 100H30V99H28ZM52 100V99H51ZM71 100V99H70ZM172 100V99H171ZM258 100V101H257ZM69 101V100H68ZM73 101V100H72ZM85 101V100H84ZM105 101V100H104ZM156 101V100H155ZM175 101V100H174ZM184 101V100H183ZM199 101V100H198ZM5 102V101H4ZM3 102V103H4ZM7 102H8V100H7ZM10 102V101H9ZM8 102V103H9ZM12 101H11V103H13ZM45 102H47V101H45ZM50 102V101H49ZM48 102V103H49ZM52 102H53V100H52ZM55 102V101H54ZM53 102V103H54ZM65 102V101H64ZM87 102V101H86ZM154 102V101H153ZM152 102V103H153ZM182 102V101H181ZM255 102H258V104L257 103H255ZM58 103H59V101H58ZM68 103V102H67ZM89 103V102H88ZM184 103V102H183ZM196 103V102H195ZM263 103V102H262ZM51 104V103H50ZM71 104H73V103H71ZM77 104H79L78 102H77ZM82 104H83V102H82ZM85 104V103H84ZM87 104V103H86ZM164 104V103H163ZM201 104H203V103H201ZM248 104V103H247ZM52 105V104H51ZM65 105V104H64ZM69 106H70V103L68 104ZM153 105H155V103L153 104ZM158 105H159V102H158ZM174 105V104H173ZM195 105H197V103L195 104ZM245 105V104H244ZM78 106V105H77ZM82 106H84V105H82ZM142 106V105H141ZM152 106V105H151ZM156 106H157V103H156ZM160 106V105H159ZM164 106V105H163ZM199 106V105H198ZM198 106H196V107H198ZM221 106V105H220ZM47 107V106H46ZM48 107H49V104H48ZM54 107V106H53ZM52 107V108H53ZM86 107V106H85ZM90 107V106H89ZM104 107V106H103ZM103 107H102V109H103ZM131 107H133V106H131ZM147 107V106H146ZM165 107V106H164ZM163 107V108H164ZM201 107V106H200ZM199 107V108H200ZM247 107V106H246ZM87 108H88V106H87ZM105 108V107H104ZM144 108V107H143ZM149 108V107H148ZM161 108V107H160ZM172 108V107H171ZM199 108H198V110H199ZM204 108V107H203ZM216 108V107H215ZM214 108V109H215ZM226 108V107H225ZM70 109H72V108H70ZM80 109V108H79ZM91 109V108H90ZM108 109V108H107ZM129 109V108H128ZM141 109V108H140ZM139 109V110H140ZM156 109V108H155ZM154 109V111H156ZM165 109V108H164ZM48 110V109H47ZM50 110V109H49ZM62 110V109H61ZM60 110V111H61ZM73 110V109H72ZM92 110V109H91ZM104 110V109H103ZM106 110V109H105ZM138 110V111H139ZM146 110V109H145ZM153 110V109H152ZM161 110H162V108H161ZM166 110V109H165ZM179 110V109H178ZM197 110V111H198ZM201 110V109H200ZM211 110V109H210ZM216 110V109H215ZM218 110H220V109H218ZM221 110H223L222 108H221ZM43 111V110H42ZM45 111V110H44ZM57 111V110H56ZM59 111V112H60ZM71 111V110H70ZM81 111V110H80ZM102 111V110H101ZM159 111H160V109H159ZM167 111V110H166ZM171 111V110H170ZM197 111H196V113H197ZM227 111V110H226ZM225 111V112H226ZM228 111H230V110H228ZM237 111V110H236ZM242 111V110H241ZM248 111H250V110H248ZM36 112V111H35ZM75 112V111H74ZM106 112V111H105ZM125 112V111H124ZM169 112V111H168ZM176 112H178V111H176ZM182 112V111H181ZM195 112V111H194ZM216 112V111H215ZM231 112V111H230ZM230 112H228V115L229 116H227V113H226V116L229 118L230 117V115H231V113ZM243 112V111H242ZM30 113V112H29ZM31 113H33V111L31 112ZM42 113H44V112H42ZM50 113V112H49ZM52 113V112H51ZM71 113V112H70ZM82 113V112H81ZM126 113H127V111H126ZM161 113H163V112H161ZM198 113H199V111H198ZM202 113H204V112H202ZM209 112H207V114H208ZM218 113V112H217ZM230 113V114H229ZM244 113V112H243ZM246 113V112H245ZM249 113V112H248ZM27 114V113H26ZM39 114V113H38ZM47 114V113H46ZM62 114H63V112H62ZM62 114H60L61 116H62ZM74 114V116H75V113H73ZM77 114V113H76ZM78 114H80V113H78ZM106 114V113H105ZM125 114V113H124ZM146 114V113H145ZM153 115H154V112L152 113ZM163 114H165V113H163ZM162 114V115H163ZM178 114H180V113H178ZM195 114V113H194ZM210 114V113H209ZM223 114V115H222ZM221 114V116H223V119H224V112ZM247 114V113H246ZM58 115H59V113H58ZM59 115V116H60ZM64 116H65V114H63ZM115 115V114H114ZM118 115V114H117ZM138 115H140L141 116V113L139 114V112H138ZM148 115H150V114H148ZM166 115V114H165ZM181 115V114H180ZM188 115H189V113H188ZM193 115V114H192ZM212 115V114H211ZM234 115V114H233ZM33 116V115H32ZM49 116H51V115H49ZM58 116V117H59ZM64 116H62V118H64ZM107 116V115H106ZM126 117H127V115H125ZM145 116V115H144ZM152 116V115H151ZM159 116H161V114H159ZM159 116H157V117H159ZM175 116H177V115H175ZM175 116H173V117H175ZM204 116V115H203ZM218 117V118H222V117ZM243 116H245V114L243 115ZM28 117V116H27ZM42 117V116H41ZM44 117V116H43ZM46 117V116H45ZM81 117V116H80ZM86 117V116H85ZM120 117H122V116H120ZM129 117V116H128ZM127 117V118H128ZM153 117V116H152ZM169 117V116H168ZM167 117V118H168ZM205 117H206V115H205ZM241 117V116H240ZM38 118V117H37ZM56 118H57V115H56ZM65 118H67V117H65ZM103 118V117H102ZM102 118H101V120H102ZM112 118V117H111ZM118 118V117H117ZM136 119H137V117H135ZM143 118V117H142ZM142 118H140L141 120H142ZM145 118V117H144ZM144 118H143V120H144ZM161 118V117H160ZM183 118V117H182ZM186 118V117H185ZM184 118V119H185ZM197 118V117H196ZM231 118H232V115H231ZM237 118V117H236ZM239 118V117H238ZM33 119V118H32ZM36 119V118H35ZM39 119V118H38ZM49 119V118H48ZM51 119V118H50ZM55 119V118H54ZM58 119V118H57ZM57 119H56V121H57ZM60 119V118H59ZM69 119V118H68ZM78 119H79V117H78ZM83 119V118H82ZM130 119H131V117H130ZM129 119V120H130ZM166 119V118H165ZM164 119V120H165ZM171 119V118H170ZM212 119V118H211ZM214 119V118H213ZM230 119V118H229ZM233 119V118H232ZM37 120V119H36ZM42 120H43V118H42ZM52 120V119H51ZM66 120V119H65ZM84 120V119H83ZM127 120V119H126ZM132 120V119H131ZM160 120V119H159ZM193 120V119H192ZM191 120V121H192ZM197 120V119H196ZM214 120H217V119H214ZM222 120V119H221ZM226 120V119H225ZM224 120V122L226 123L227 121H225ZM263 119H260V121H259V124H261V122H262V124L260 125V126H262L264 123H263V121H262ZM46 121H48L47 120V118H46ZM50 121V120H49ZM64 121V120H63ZM62 121V122H63ZM153 121H155L156 122V120H154V118H152V120H150V119H148L146 122H143V121H140V120H138V121H133L132 122V125H134V126H139V127H142V128H148V127H150L151 129L152 128H154V126H156L158 123H156V125L154 124H152L153 123ZM163 121V120H162ZM161 121V122H162ZM181 121V120H180ZM186 121V120H185ZM204 121V120H203ZM55 122V121H54ZM54 122H52V123H54ZM70 122H71V120H70ZM84 122V121H83ZM86 122H90V121H86ZM100 122V121H99ZM117 122H118V120H117ZM125 122V121H124ZM158 122H160V121H158ZM160 122V123H161ZM179 122V121H178ZM200 122V121H199ZM209 122V121H208ZM231 122V121H230ZM241 122V123H242ZM59 123V122H58ZM72 123V122H71ZM77 124H72V126H70V131L67 129V131H68V133H67V131L65 132L64 131V129H63V133L61 134V135H59V137H52V139L49 137V139L48 140H45L44 141V143L45 144H42V143H40L38 140H36L35 139V141H33V142H35V144H33V145H35L34 147L33 146H31V147H29L28 145L25 147V148H22V150L20 151V152H16V151H14V152H11L12 150H14L15 149V147L12 145V144H15L14 142L11 144V142L7 139H5V140H3V138H0V148H2V147H4L5 148V150H4V148H2L4 151H2L1 149H0V160L2 159V160H4V162L9 166V167H12V168H14V170L15 169H17V170H21V173L23 174V172L22 171H24V172H27L28 174L27 175H24V180H26V176H28L29 174H31V173H34V174H38V175H42V176H44V173H49V171L47 170V172H45L44 170H46V169H43L41 166H40V163H44V164H46L47 162L49 163V161H51V157H57L58 155H62V156H67V157H69V161H67V163H65V160H64V163L63 162H61L62 164V166H60L59 168H61L62 167V171L59 173V176L61 175V174H63V175H66V176H68V179H61L60 178V180L57 182L58 183V185H59V189L58 190H60V187H61V191L59 192V193H61L60 195L57 193V195H59V196H61L62 197V199H64V200H66L67 202H71V200H72V202H73V200L75 199V197H77L79 194H80V197H81V194L82 195H87V197L86 198H89V196L90 195H88V194H91V193H89V190L91 191L92 189H94V191L96 190L97 191V194H99V195H101L100 197H102L103 198V195H104V198H105V196H106V199H101L100 197H99V195H97L96 193H93V197H94V194L95 195H97V197H98V200L99 199H101L100 201H103V200H105V203H108L107 202V200L109 199V200H114V203H116L117 202V200L119 199H117V197H120V195L118 196V194H119V192L118 193H116V192H114V190H115V187H118V186H116V185H118V184H113V183H110L109 181H107L108 180V178H109V176L107 177L106 175H105V177H107V178H105V182H100V183H98V184H96V183H94V182H91V177L92 178H94V177H97L98 175H99V173L100 172H98V170H97V172H98V174H97V172H96V170H94L95 168L93 167L95 164H91L92 162H95V160H96V158L94 159V161H93V156L91 155V148L89 149V148H87V146H86V144H85V142H83V141H85V140H82V142L80 141V138L83 136L84 137V134L86 133V132H84V130H83V127H81V126H79L78 125V123H80V122H76ZM91 123V122H90ZM105 123V122H104ZM107 123V122H106ZM113 123V122H112ZM126 123V122H125ZM166 123H168V122H166ZM197 124H198V122H196ZM205 123V122H204ZM203 123V124H204ZM209 123H211V122H209ZM220 123H222V124H224L223 122H221L220 121ZM234 123H236V122H233V125H234ZM240 123V122H239ZM50 124V123H49ZM48 124V125H49ZM64 124V123H63ZM66 124H67V122H66ZM89 124V123H88ZM116 124V123H115ZM188 124V123H187ZM190 124V123H189ZM188 124V125H189ZM195 124V123H194ZM196 124V125H197ZM199 124H201V123H199ZM214 124H216V123H214ZM237 124V123H236ZM258 124V125H259ZM54 125H55V123H54ZM68 125V124H67ZM85 125H87V124H85ZM104 125V124H103ZM131 125V126H132ZM159 125V124H158ZM196 125H194V126H196ZM228 125V124H227ZM226 125V126H227ZM231 125V124H230ZM241 125V124H240ZM239 125V126H240ZM61 126V125H60ZM59 126V127H60ZM169 126V125H168ZM186 126V125H185ZM245 126V127H246ZM264 126V125H263ZM46 127V126H45ZM50 127H52V126H50ZM49 127V128H50ZM67 127V126H66ZM89 127V126H88ZM105 127H106V125H105ZM119 127V126H118ZM127 127V126H126ZM160 127H162V126H160ZM159 127V128H160ZM180 127H182V126H180ZM193 127V126H192ZM235 127V126H234ZM242 127V126H241ZM241 127H238V128H240V130H241ZM54 128V127H53ZM52 128V129H53ZM104 128V127H103ZM111 128V127H110ZM142 128H140V129H142ZM178 128V127H177ZM190 128H191V126H190ZM227 128V127H226ZM237 128V129H238ZM51 129V130H52ZM116 129V128H115ZM117 129H119V128H117ZM124 129V128H123ZM175 129V128H174ZM189 129V128H188ZM218 129V128H217ZM236 129V128H235ZM21 130H23V129H21ZM20 130V131H21ZM42 130H43V128H42ZM49 130V129H48ZM61 130V129H60ZM114 130V129H113ZM137 130V129H136ZM135 130V131H136ZM163 130V129H162ZM168 130V129H167ZM177 130V129H176ZM184 130V129H183ZM182 130V131H183ZM190 131H191V129H189ZM188 130V131H189ZM196 130V129H195ZM205 130V129H204ZM215 130V129H214ZM214 130H213V132H214ZM221 130V129H220ZM219 129L218 130H216L215 131V135H219L220 134V131ZM27 131V130H26ZM34 131V130H33ZM46 131V130H45ZM112 131V130H111ZM132 131V130H131ZM139 131V130H138ZM142 131V130H141ZM156 131V130H155ZM160 131V130H159ZM187 131V130H186ZM185 131V132H186ZM44 132V131H43ZM60 132V131H59ZM128 132V131H127ZM132 132H134V131H132ZM160 132H162V131H160ZM164 132V131H163ZM166 132V131H165ZM165 132H164V134H165ZM171 132V131H170ZM177 132V131H176ZM206 132V131H205ZM210 132V131H209ZM245 132V131H244ZM243 132V133H244ZM21 133V132H20ZM38 133V132H37ZM40 133V132H39ZM42 133V132H41ZM48 133H50V132H48ZM95 133V132H94ZM144 133V132H143ZM175 133V132H174ZM173 133V134H174ZM180 133V132H179ZM183 133V132H182ZM188 133V132H187ZM191 133V132H190ZM193 133V132H192ZM199 133V132H198ZM1 134V133H0ZM132 134V133H131ZM137 134V133H136ZM141 134H142V132H141ZM154 134V133H153ZM155 134H158V133H155ZM154 134V135H155ZM232 134V133H231ZM18 135H20V134H18ZM87 135H88V133H87ZM92 135V134H91ZM98 135V134H97ZM102 135V134H101ZM100 135V136H101ZM145 135V134H144ZM153 135V136H154ZM180 135V134H179ZM187 135V134H186ZM192 135H194V134H192ZM192 135H190V136H192ZM196 135V134H195ZM206 135H207V133H206ZM245 135V136H246ZM44 136H46V135H44ZM148 136H150V135H148ZM153 136H152V138H153ZM163 136V135H162ZM202 136V135H201ZM221 136V135H220ZM230 136V135H229ZM233 136V135H232ZM238 136H240V134L238 135ZM20 137V136H19ZM85 137H86V135H85ZM123 137V136H122ZM122 137H120V139L122 138ZM155 137H157V135L155 136ZM205 137V136H204ZM213 137V136H212ZM234 137V136H233ZM237 137V136H236ZM8 138H9V136H8ZM18 138V137H17ZM16 138V139H17ZM37 138V137H36ZM97 138V137H96ZM134 138V137H133ZM142 138H143V136H142ZM157 138H160V137H157ZM180 138V137H179ZM191 138V137H190ZM209 138V137H208ZM223 138H225V137H223ZM235 138V137H234ZM239 138H241V137H239ZM247 138V137H246ZM250 138V137H249ZM252 139H253V137H251ZM32 139H33V137H32ZM44 139V138H43ZM85 139V138H84ZM93 139H94V137H93ZM188 138H186V140H187ZM192 139V138H191ZM199 139V138H198ZM215 139V138H214ZM244 139V138H243ZM34 140V139H33ZM146 140V139H145ZM190 140V139H189ZM188 140V141H189ZM193 141H194V139H192ZM215 140H217V139H215ZM219 140H220V138H219ZM218 140V141H219ZM18 141V140H17ZM41 141V140H40ZM128 141V140H127ZM150 141V140H149ZM180 143H181V141L180 140H178ZM183 141H185L184 140V138H183V140H182V142ZM198 141V140H197ZM243 141V140H242ZM246 141V140H245ZM247 141H248V139H247ZM15 142H16V140H15ZM40 143V145L39 146H37V144L38 143ZM71 142V144H68V143H70ZM138 142V141H137ZM143 142V141H142ZM153 142V141H152ZM178 142V144H180ZM187 142V141H186ZM190 142V141H189ZM195 142H196V140H195ZM203 142H204V140H203ZM229 142V141H228ZM230 142H231V140H230ZM229 142V143H230ZM84 143V144H83ZM88 143V142H87ZM105 143H106V141H105ZM139 143V142H138ZM148 143V142H147ZM151 143V142H150ZM155 143V142H154ZM159 143V142H158ZM175 143V142H174ZM188 143V142H187ZM191 143V142H190ZM200 143V142H199ZM205 143V142H204ZM213 143H215L216 144V142H213ZM218 143V142H217ZM24 144H26V143H24ZM123 144V143H122ZM140 144V143H139ZM182 144V143H181ZM196 144V143H195ZM226 144V143H225ZM251 144V143H250ZM18 145V144H17ZM23 145V144H22ZM29 145H31V144H29ZM88 145V144H87ZM114 145V144H113ZM127 145V144H126ZM142 145V144H141ZM148 145V144H147ZM152 145V144H151ZM154 145V144H153ZM152 145V146H153ZM185 145V144H184ZM187 145H189V144H187ZM223 145V144H222ZM13 146V147H12ZM125 146V145H124ZM182 146V145H181ZM186 146V145H185ZM195 146V145H194ZM197 146V145H196ZM199 146H201L200 144L198 145V147ZM218 146V145H217ZM224 146V145H223ZM251 146V145H250ZM11 147H12V150H11ZM136 147H138V146H136ZM135 147V148H136ZM154 147H155V145H154ZM158 147V146H157ZM172 147V146H171ZM189 147H192V146H189ZM202 147V146H201ZM212 147H213V145H212ZM225 147V146H224ZM14 148V149H13ZM17 148H18V146H17ZM93 148V147H92ZM105 148H106V146H105ZM125 148V147H124ZM129 148V147H128ZM127 148V149H128ZM139 148V147H138ZM143 148V147H142ZM147 148V147H146ZM146 148H145V150H146ZM174 148V147H173ZM184 148V147H183ZM187 148V147H186ZM209 148V147H208ZM208 148H207V150H208ZM221 147H219V149H220ZM9 149L11 150V151H9ZM95 149V148H94ZM111 149V148H110ZM117 149V148H116ZM115 149V150H116ZM134 149V148H133ZM154 149V148H153ZM98 150V149H97ZM109 150V149H108ZM130 150V149H129ZM136 150H138V149H136ZM143 150V149H142ZM148 150V149H147ZM159 150V149H158ZM157 150V151H158ZM161 150V149H160ZM188 150H190L189 148H188ZM187 149L185 150V152H187L188 151ZM193 150V149H192ZM212 150V149H211ZM226 150V149H225ZM227 150H228V148H227ZM19 151V150H18ZM107 151V150H106ZM124 152H125V150H123ZM127 151V150H126ZM135 151V150H134ZM133 151V152H134ZM156 151V150H155ZM154 151V152H155ZM156 151V152H157ZM176 151V150H175ZM180 151V150H179ZM205 151V150H204ZM219 151V150H218ZM218 151H216L217 153H218ZM235 151V150H234ZM101 152V154H105L106 152L104 151V149L103 150H101L100 151ZM121 152V151H120ZM161 152V151H160ZM159 152V153H160ZM202 152V151H201ZM210 152V151H209ZM242 152H243V150H242ZM250 152V151H249ZM96 153V152H95ZM94 153V154H95ZM112 153V152H111ZM115 153V152H114ZM118 153V152H117ZM127 153V152H126ZM158 153V152H157ZM156 153V154H157ZM162 153V152H161ZM177 153V152H176ZM194 153V152H193ZM203 153V152H202ZM205 153V152H204ZM251 153L250 154H248V156L249 155H251ZM261 153V154H260ZM93 154V155H94ZM98 154V153H97ZM137 154H138V152H137ZM151 154V153H150ZM155 154V153H154ZM171 154V153H170ZM175 154V153H174ZM199 154V153H198ZM216 154V153H215ZM220 154V153H219ZM218 154V155H219ZM243 154V153H242ZM246 154V153H245ZM107 155V154H106ZM114 155V154H113ZM125 155V154H124ZM135 155V154H134ZM173 155V154H172ZM191 155H192V153H191ZM190 155V156H191ZM204 155V154H203ZM202 155V156H203ZM223 155V154H222ZM48 156V157H47ZM61 156V157H62ZM97 156H99V155H97ZM108 156V155H107ZM132 156V155H131ZM152 156V155H151ZM171 156V155H170ZM248 156H245V157H243V155H241V154H239V153H227L225 156H223V157H220L219 156V158H220V160H219V158H217V155H216V157H211V155L209 156V155H207V157H206V161H204V162H202V161H198L197 159H195V157L194 158H192V159H190L189 161H187V160H185L186 161V163L185 162H180L181 163V165H180V172H182V173H184V174H187L188 176H194V175H196L197 173H199L202 169H206V168H212V167H216L217 165H219L220 163H222L223 165L224 164H226L227 162L229 163V161L231 162V160H233L232 161V163L231 164H226V166H224L223 167V172L221 173L222 175H224V176H221V178L222 177H224V179H225V177H226V179H225V182H226V185L229 187V188H231V191L233 192V195L231 196L232 198H231V200L233 201V202H236V203H238L239 202V200H242V198L243 197H246L248 200H250V201H253V202H257V201H259L260 200V193H261V191H263L264 192V184H263V186L260 188V189H256L255 187L254 188H252V189H249V190H247V191H245V192H243L242 193V191L243 190H239L238 188L236 189L234 186V180H235V178H233V177H237V176H235V174H237V175H244V168H246L248 165H246L247 163H250V162H247V158H248ZM60 157V158H61ZM67 157H66V159H67ZM140 157V156H139ZM138 157V158H139ZM146 157H147V155H146ZM146 157H145V159H146ZM150 157V156H149ZM154 158V161H156L155 162V167L153 166L152 167V165L150 166V164L147 166V167H145V165H144V167H135V163L133 164V162L132 161H128V162H122L121 161V163H119L118 161H117V166H118V170H119V173H118V171H116L118 174H116V172H115V177H120V178H127V179H129V180H133V181H137L138 183L139 182H147L148 184H151V183H157V184H159V183H167L170 179H172L173 178V176H172V174L173 173H169V174H166V172H164V170L162 169V165L165 163H163V161H165V160H163V158H161L160 156H153ZM165 157V156H164ZM175 157V156H174ZM181 157V156H180ZM188 157V156H187ZM58 158V157H57ZM59 158V159H60ZM102 158V157H101ZM117 158H119V157H117ZM124 158V157H123ZM129 158V157H128ZM151 158V157H150ZM149 158V159H150ZM256 158V157H255ZM65 159V158H64ZM107 159V158H106ZM116 159V158H115ZM131 159H133V158H131ZM137 159V158H136ZM165 159V158H164ZM168 159H170V158H168ZM167 159V160H168ZM179 159V158H178ZM187 159V158H186ZM201 159V158H200ZM251 159H254V158H251ZM257 159V158H256ZM256 159L255 160H253V161H256ZM264 159V158H263ZM62 160V159H61ZM110 160V159H109ZM127 160V159H126ZM125 160V161H126ZM141 160V159H140ZM259 160V159H258ZM103 161V160H102ZM108 160H106V162H107ZM134 161V160H133ZM169 161V160H168ZM181 161V160H180ZM183 161V160H182ZM251 161V160H250ZM56 162V161H55ZM115 162V161H114ZM135 162V161H134ZM138 162H139V160H138ZM148 162V161H147ZM252 162V161H251ZM0 163H1V161H0ZM4 163V164H5ZM52 163V162H51ZM97 163V162H96ZM112 163H113V161H112ZM179 163V164H180ZM2 164V163H1ZM4 164H2V165H4ZM5 164V165H6ZM104 164H106V163H104ZM153 164V163H152ZM178 164V165H179ZM205 164H206V166H205ZM91 165H93L92 167L94 168V169H91ZM107 165V164H106ZM110 165V164H109ZM143 165V164H142ZM170 165V164H169ZM173 165V164H172ZM8 166H5L6 168L8 167ZM57 166H59V164L57 163ZM97 166V165H96ZM108 166V165H107ZM222 166V165H221ZM46 167V166H45ZM51 167V166H50ZM55 167V166H54ZM99 167V166H98ZM109 167V166H108ZM164 167V166H163ZM172 167V166H171ZM12 168H11V170H12ZM58 168V169H59ZM222 168V167H221ZM1 169V168H0ZM58 169H56V170H58ZM66 169V170H65ZM97 169V168H96ZM112 169H114V168H112ZM162 169V170H161ZM175 169V168H174ZM176 169H177V166H176ZM204 169V170H205ZM5 170V171H4ZM3 170V172H6V171H8V169L6 170V169H4ZM51 170V169H50ZM213 170V169H212ZM13 171V170H12ZM59 171V170H58ZM111 171V170H110ZM166 171V170H165ZM172 171V170H171ZM170 171V172H171ZM203 171V170H202ZM2 172V173H3ZM17 172V171H16ZM16 172H15V175H18L19 176V172L16 174ZM51 172H53V171H51ZM174 172V171H173ZM244 172V173H243ZM249 172H250V170H249ZM248 172V173H249ZM1 173V170H0V175L2 174ZM9 173H11V174H13L10 170H9V172H8V177H9ZM103 173H105V172H103ZM176 173V172H175ZM247 173V174H248ZM3 174H5V173H3ZM54 174V173H53ZM53 174H50L49 173V175H52L53 176ZM101 174V173H100ZM111 174V173H110ZM6 175L4 176L5 178H6ZM49 175H47V176H49ZM56 174H54V176H55ZM102 176H103V174H101ZM3 176H0L2 179L4 178ZM12 176V175H11ZM22 175L20 174V177H21ZM30 176V175H29ZM113 176V175H112ZM186 176V175H185ZM238 176V177H239ZM7 177V178H8ZM15 177V176H14ZM17 177V176H16ZM56 177V176H55ZM63 177V176H62ZM99 177V176H98ZM4 178V179H5ZM6 178V179H7ZM11 178H13V176L11 177ZM28 178V177H27ZM33 178V177H32ZM36 178V177H35ZM102 179H103V177H101ZM205 178V180H203ZM206 178H210V177H201V179L199 180V182L200 181H202V184H203V181H204V184L205 183H207V184H209L208 186H206L205 185V187L204 188H207V190H209V189H212L213 187H215V185H214V182H213V185H212V183L211 182H205V181H207L206 180ZM220 178V179H221ZM2 179H0L1 180V182L2 181H4V180H2ZM5 179V181H7ZM15 179V178H14ZM21 179V181H23L21 184L22 185H24L25 187L27 186V188L29 187V184L30 183H28V182H30L28 179V181L26 182V181H24L23 179H22V177L20 178ZM53 179V178H52ZM52 179H51V181H52ZM57 179V178H56ZM111 179V178H110ZM109 179V180H110ZM117 179H119V178H117ZM188 179V178H187ZM191 179V178H190ZM197 179H199V176L197 177ZM249 179V178H248ZM18 180V178H16V180L15 181H17ZM44 180V179H43ZM49 180H50V178H49ZM55 180V179H54ZM113 180V179H112ZM123 180V179H122ZM125 180V179H124ZM176 180V179H175ZM195 180V179H194ZM222 180H223V178H222ZM221 180V181H222ZM39 181V180H38ZM44 181H46V180H44ZM104 181V180H103ZM126 181H128V180H126ZM171 181V180H170ZM193 181V180H192ZM197 181L198 180H195L194 181V183L196 182L197 183ZM237 181V180H236ZM255 181V180H254ZM264 181V180H263ZM18 182V181H17ZM19 182H20V180H19ZM18 182V183H19ZM33 182V181H32ZM76 182H79V184H82V186H81V188L79 189V187L77 188L78 190H80V192L79 191H77V189H76V187H75V189H74V186H73V184L74 183H76ZM173 182V181H172ZM219 182V181H218ZM224 182V183H225ZM249 182V181H248ZM2 183H4V182H2ZM2 183H1V185H2ZM5 183H8V185H10V184H14V186H15V182L13 183H9V181H7V182H5ZM193 183V184H194ZM221 183V182H220ZM219 183V184H220ZM223 183V182H222ZM238 183V182H237ZM256 183V182H255ZM20 184V183H19ZM19 184H18V186H19ZM33 184H35V183H33ZM32 183H31V185H33ZM41 184H43L42 182H41ZM54 185H55V183H53ZM53 184L51 185V187L50 188H52V187H58L57 186V184L55 185V186H53ZM200 184V183H199ZM201 184V185H202ZM215 184H217V183H215ZM247 184V183H246ZM245 184V185H246ZM258 184V183H257ZM261 184V183H260ZM4 186L5 185H7V184H3ZM17 185V184H16ZM146 185V184H145ZM165 185V184H164ZM13 185H12V188L11 187H9V188H11V189H13V188H15ZM39 187H40V185H38ZM42 186L43 185H41V188H38V187H35V189H33V190H37V193L40 191L39 189H45V187H47V186H45L44 185V188H42ZM123 186V185H122ZM143 186V185H142ZM152 186V185H151ZM155 186H157V185H155ZM159 186V185H158ZM196 186L198 187L199 185L198 184H196ZM203 186V185H202ZM217 186H219V185H216V187L215 188H218ZM226 186V187H227ZM253 186V185H252ZM256 186V185H255ZM3 187V186H2ZM1 187V188H2ZM20 187V186H19ZM144 187V186H143ZM150 187V186H149ZM220 187H221V185H220ZM225 187V186H224ZM8 188V187H7ZM20 188H22L23 190H24V187L23 186H21ZM30 188H31V186H30ZM92 188V189H91ZM194 188V187H193ZM203 188V187H202ZM251 188V187H250ZM259 188V187H258ZM5 189V188H4ZM26 189V188H25ZM117 189V188H116ZM118 189H120L119 187H118ZM117 189V190H118ZM121 189H122V187H121ZM136 189V188H135ZM138 189V188H137ZM200 189V188H199ZM228 189V188H227ZM232 189H234V190H232ZM246 189V188H245ZM9 190V189H8ZM14 191H16L15 189H13ZM20 190V189H19ZM31 191H33L32 189H30ZM47 190V189H46ZM46 190H43V192L45 193V191ZM56 190V189H55ZM54 190V188H53V193H55L56 191H58V190H56L55 191ZM123 190V191H122ZM122 190H120V192L122 191L123 193L122 194H124L125 192H126V190H127V192H128V189H126V188H123ZM124 190H125V192H124ZM194 190V189H193ZM203 190V189H202ZM202 190H201V193H202ZM205 190V189H204ZM31 191H28V189H27V193L26 194H29V195H31ZM42 191V190H41ZM41 191H40V193H41ZM93 191V190H92ZM91 191V192H92ZM93 191V192H94ZM95 191V192H96ZM135 191V190H134ZM133 191V192H134ZM144 191H146V190H144ZM197 192H198V189L196 190ZM9 192V191H8ZM20 192V191H19ZM23 191H21V193H22ZM29 192V193H28ZM112 192H114V193H116V194H112ZM137 192H139V189H138V191ZM147 192V191H146ZM149 192V191H148ZM151 192V191H150ZM152 192H154V191H152ZM195 192V191H194ZM193 192V193H194ZM24 194H25V192H23ZM39 193V194H40ZM46 193H47V191H46ZM155 193H157V192H155ZM199 193V192H198ZM204 193V192H203ZM230 193V192H229ZM245 193V194H244ZM34 194V193H33ZM36 194V193H35ZM39 194H37V195H39ZM42 194V193H41ZM49 194V193H48ZM56 194V193H55ZM106 194V195H105ZM128 194V193H127ZM196 194V193H195ZM208 194V193H207ZM218 194V193H217ZM36 195V196H37ZM44 195H47V194H44ZM116 195V196H115ZM129 195V194H128ZM137 195V194H136ZM143 195V194H142ZM174 195V194H173ZM177 195V194H176ZM199 195V194H198ZM201 195V194H200ZM263 195V194H262ZM32 196H35V195H32ZM148 196H150V195H148ZM146 197V196H142V198L144 197V199L145 198H149V197ZM164 196V195H163ZM175 196V195H174ZM179 196V195H178ZM202 196H204V195H202ZM220 196V195H219ZM225 196V195H224ZM92 197V198H93ZM138 198H136V196H135V199H137V201L139 200V198H141V197H139V196H137ZM151 197V196H150ZM154 197V196H153ZM199 197V196H198ZM264 197V196H263ZM262 197V198H263ZM86 198H83V199H86ZM108 198V199H107ZM124 198V197H123ZM123 198H121V199H123ZM157 198V197H156ZM166 198V197H165ZM193 198V197H192ZM201 198V197H200ZM221 198V197H220ZM61 199V198H60ZM62 199H61V202H62ZM94 199V198H93ZM132 200H133V198H131ZM130 199V202L132 201ZM134 199V200H135ZM155 199V198H154ZM172 199V198H171ZM170 199V200H171ZM175 199V198H174ZM182 199V198H181ZM185 199V198H184ZM183 199V200H184ZM222 199V198H221ZM264 199V198H263ZM89 200H91L90 198L88 199V201ZM95 200V199H94ZM120 200V199H119ZM125 200H127L126 198H125ZM124 200V201H125ZM129 200V199H128ZM142 200V199H141ZM146 200V199H145ZM178 200V199H177ZM185 200H189V199H185ZM193 200V199H192ZM237 200H238V202H237ZM59 201V200H58ZM85 201V200H84ZM86 201H87V199H86ZM92 201V200H91ZM121 201H123V200H121ZM123 201V202H124ZM136 201V202H137ZM140 201V200H139ZM138 201V202H139ZM174 200H172V202H173ZM176 201V200H175ZM187 201L186 202H182V204L181 205H184V206H187V205H189V204H191V203H187ZM197 201V200H196ZM229 201H230V198H229ZM228 201V202H229ZM66 202V203H67ZM75 202V201H74ZM92 202H94V201H92ZM96 202V201H95ZM111 201H109V203H110ZM126 203H128L127 201H125ZM129 202V203H130ZM146 202V201H145ZM150 202V201H149ZM148 201H147V203H149ZM171 202V201H170ZM191 202V201H190ZM233 202H232V204H233ZM65 203V201H64V205L66 204ZM90 203V202H89ZM98 203V202H97ZM96 203V204H97ZM102 203V202H101ZM111 203H113V202H111ZM110 203V204H111ZM113 203V204H114ZM119 203V202H118ZM142 203H143V201H142ZM177 203V202H176ZM243 203V202H242ZM241 202H240V204H242ZM63 204V203H62ZM94 204V203H93ZM125 203H123V205H124ZM133 204H135V203H133ZM138 203H136V205H137ZM179 203H177L176 205H178ZM198 204V203H197ZM95 205V204H94ZM103 205V204H102ZM118 205V204H117ZM128 205V204H127ZM127 205H125V206H127ZM139 205H141V204H139ZM144 205H146V204H144ZM149 205V204H148ZM238 205V204H237ZM68 206V205H67ZM96 206V205H95ZM116 206V205H115ZM120 206H122V203H121V205ZM130 206H132V203H131V205ZM142 206V205H141ZM190 206V205H189ZM192 206V205H191ZM251 206V205H250ZM116 207H118V206H116ZM124 207V206H123ZM248 207V206H247ZM126 208V207H125ZM128 208H129V205H128ZM178 208V207H177ZM176 208V209H177ZM251 208H253V206L251 207ZM181 209V208H180ZM185 209V208H184ZM39 210H41V209H39ZM39 214H42V213H39ZM255 255V254H254ZM254 255H253V257H254ZM260 256V255H259ZM156 257V256H155ZM256 257V256H255ZM153 258V257H152ZM260 258V257H259ZM149 259V258H148ZM156 259V258H155ZM160 259V258H159ZM144 260V259H143ZM145 260H147V258H145ZM149 260H152V259H149ZM148 260V262H150ZM69 261V260H68ZM155 261V260H154ZM160 261V260H159ZM72 262V261H71ZM63 263V262H62ZM128 263H130V262H128ZM61 264V263H60ZM63 264H65V261H64V263Z\"/></svg>",
  "mask_w": 264,
  "mask_h": 264
}]
</instances>
